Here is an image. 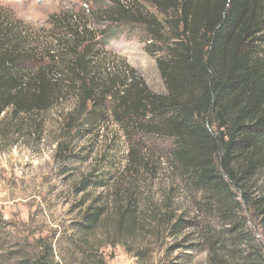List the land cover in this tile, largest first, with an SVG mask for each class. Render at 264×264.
I'll list each match as a JSON object with an SVG mask.
<instances>
[{
    "label": "trees",
    "instance_id": "trees-1",
    "mask_svg": "<svg viewBox=\"0 0 264 264\" xmlns=\"http://www.w3.org/2000/svg\"><path fill=\"white\" fill-rule=\"evenodd\" d=\"M148 1L167 16L171 28L156 59L166 93L140 86L134 78L122 87L107 86L102 93L112 96L122 118L144 133L170 139L175 163L200 190L213 192L224 209L222 215L234 224L218 233L203 231L200 221L178 214L169 196L160 206L150 207L135 191H115L112 198L92 201L84 209L78 237L70 239L72 256L67 257L61 246L57 260L50 246V258L42 255L35 264H107L103 248L118 245L138 264H154L157 253L167 256L198 246L174 237L186 227L201 228L197 236L208 251L207 264H264V255L248 241L247 220H237L242 205L221 174L240 186L264 164V68L252 52L264 30V0ZM112 8L106 12L117 22L159 25L140 10L133 13L122 0H114ZM77 16L72 10L53 17L55 47L50 48V62H42L36 55L39 48L28 49L22 39L21 22L0 15V133L10 110V115L18 116L51 108L65 78L82 84V104L98 101V84L86 78L90 61L80 49V39L89 29ZM55 68L62 70L60 77ZM253 204L264 213L262 198ZM186 256L190 258L163 263L195 262Z\"/></svg>",
    "mask_w": 264,
    "mask_h": 264
},
{
    "label": "rangeland",
    "instance_id": "rangeland-1",
    "mask_svg": "<svg viewBox=\"0 0 264 264\" xmlns=\"http://www.w3.org/2000/svg\"><path fill=\"white\" fill-rule=\"evenodd\" d=\"M122 1L133 13L140 10L159 25L117 22L106 12L113 9L114 0H0V15L21 22L22 39L28 49L39 48L36 55L42 62H50V48L55 47L53 17L74 10L89 29L80 39V49L90 61L86 78L98 84L96 103L82 104V84L65 78L61 96L51 108L18 116L10 115V110L5 115L0 133V264H35L42 255L50 258V246L57 260L61 246L67 257L72 256L70 239L78 237L84 209L92 201L112 198L115 191H135L150 207L160 206L169 196L178 214L200 221L203 231L218 233L234 224L222 215L224 209L213 192L200 190L175 163L170 139L144 133L132 120L122 118L112 96L103 95V88L122 87L133 78L156 93L167 91L156 60L162 54L159 47L171 36L167 16L148 0ZM254 43V59L264 68V30ZM54 73L63 74L59 68ZM262 144L264 154V139ZM221 174L242 205L237 220H247L248 241L264 255V213L253 204L264 200V164L240 186ZM200 229L186 227L174 236L198 246L167 256L157 253L154 264L190 258L186 255L195 262L184 264H207L208 251L197 236ZM102 251L107 264L115 260L138 264L120 245Z\"/></svg>",
    "mask_w": 264,
    "mask_h": 264
},
{
    "label": "crops",
    "instance_id": "crops-1",
    "mask_svg": "<svg viewBox=\"0 0 264 264\" xmlns=\"http://www.w3.org/2000/svg\"><path fill=\"white\" fill-rule=\"evenodd\" d=\"M121 260H115L114 262H112L111 264H126V262H120Z\"/></svg>",
    "mask_w": 264,
    "mask_h": 264
}]
</instances>
